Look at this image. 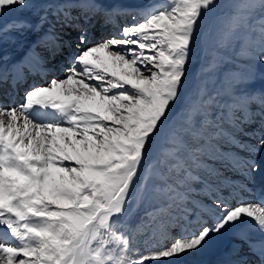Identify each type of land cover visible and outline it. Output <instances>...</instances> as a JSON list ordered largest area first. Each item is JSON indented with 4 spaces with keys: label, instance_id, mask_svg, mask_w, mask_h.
<instances>
[{
    "label": "snow or ice",
    "instance_id": "1",
    "mask_svg": "<svg viewBox=\"0 0 264 264\" xmlns=\"http://www.w3.org/2000/svg\"><path fill=\"white\" fill-rule=\"evenodd\" d=\"M21 87L0 264H264V0H0V89Z\"/></svg>",
    "mask_w": 264,
    "mask_h": 264
},
{
    "label": "rangeland",
    "instance_id": "2",
    "mask_svg": "<svg viewBox=\"0 0 264 264\" xmlns=\"http://www.w3.org/2000/svg\"><path fill=\"white\" fill-rule=\"evenodd\" d=\"M120 2L122 3H125V4H135V5H144L146 3L149 2V0H120ZM220 2H226V0H220ZM122 20V23L124 22L123 19ZM95 33L97 36H99V38L102 36L101 33L103 31H106L105 33V36L109 35V33H112L113 32V29L112 27H108V28H100L99 24L97 23L96 25V28L94 29ZM72 35L74 36L75 33H72ZM210 58V57H209ZM209 58H205V59H209ZM232 60L233 61H236V63H245L246 61L244 60H238L234 55L232 56ZM200 63L201 61L200 60H197L195 61L194 63H192L190 66H189V82L191 81V77L192 75L198 71L199 67H200ZM230 68H235V64L232 63L231 61H225L224 63H222L220 66H219V70L218 72L220 74H222L223 72L227 71L228 69ZM53 72L49 74V78L52 76ZM189 82H186L189 83ZM259 81H257V86H259ZM209 87H212V85H209ZM177 109L179 108V105L176 106ZM239 151V150H237ZM240 154H243V152H241ZM229 176H233V174H228ZM235 177V176H233Z\"/></svg>",
    "mask_w": 264,
    "mask_h": 264
},
{
    "label": "bare ground",
    "instance_id": "3",
    "mask_svg": "<svg viewBox=\"0 0 264 264\" xmlns=\"http://www.w3.org/2000/svg\"><path fill=\"white\" fill-rule=\"evenodd\" d=\"M109 27H111V26H109ZM105 33H106V31H103V32L101 33V35H102V36H105ZM94 39H97V37L95 36ZM60 74H61V73H60ZM16 101H17V103H20V102H21V99H16ZM47 118H48V119H55V117L52 116L51 113H49V115H48ZM243 154H244V153H243ZM240 155H242V154H240ZM239 179H241V178H240L239 175L237 174V176L234 178V180H239ZM207 258H208L209 261H211L214 257H212L211 255H209Z\"/></svg>",
    "mask_w": 264,
    "mask_h": 264
}]
</instances>
